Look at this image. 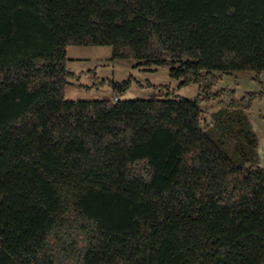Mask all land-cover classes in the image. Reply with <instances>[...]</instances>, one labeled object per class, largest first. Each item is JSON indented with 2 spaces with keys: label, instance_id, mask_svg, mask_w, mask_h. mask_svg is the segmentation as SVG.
Instances as JSON below:
<instances>
[{
  "label": "trees",
  "instance_id": "16d2710c",
  "mask_svg": "<svg viewBox=\"0 0 264 264\" xmlns=\"http://www.w3.org/2000/svg\"><path fill=\"white\" fill-rule=\"evenodd\" d=\"M72 46L197 98L67 101ZM236 71L264 72V0H0V264H264V169L201 127L202 102L264 99L214 93Z\"/></svg>",
  "mask_w": 264,
  "mask_h": 264
},
{
  "label": "rangeland",
  "instance_id": "374dc122",
  "mask_svg": "<svg viewBox=\"0 0 264 264\" xmlns=\"http://www.w3.org/2000/svg\"><path fill=\"white\" fill-rule=\"evenodd\" d=\"M66 58L67 70L77 76L65 86L67 101L113 102L114 97L120 101L150 100L165 98L167 94L170 99L195 100L198 95L196 84L179 88L180 82L170 76L168 68L140 64L143 61L137 60H114L111 47L72 46L66 49ZM216 75L219 81L214 93L232 90L236 99L258 94L261 92L259 82L264 83V72H217ZM127 80H131V85L124 93L113 91L111 82ZM200 106L203 132L234 164L264 169V99L255 100L247 111L234 109L225 94ZM252 136L256 141L254 149L248 144Z\"/></svg>",
  "mask_w": 264,
  "mask_h": 264
},
{
  "label": "built area",
  "instance_id": "2783aa9c",
  "mask_svg": "<svg viewBox=\"0 0 264 264\" xmlns=\"http://www.w3.org/2000/svg\"><path fill=\"white\" fill-rule=\"evenodd\" d=\"M117 101H118V98L114 97L113 102H117Z\"/></svg>",
  "mask_w": 264,
  "mask_h": 264
},
{
  "label": "crops",
  "instance_id": "0c3cea01",
  "mask_svg": "<svg viewBox=\"0 0 264 264\" xmlns=\"http://www.w3.org/2000/svg\"><path fill=\"white\" fill-rule=\"evenodd\" d=\"M72 73V72H71ZM74 74V73H73Z\"/></svg>",
  "mask_w": 264,
  "mask_h": 264
}]
</instances>
